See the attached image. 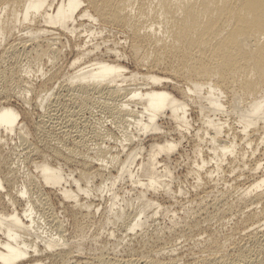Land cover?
I'll list each match as a JSON object with an SVG mask.
<instances>
[{
  "label": "bare ground",
  "instance_id": "6f19581e",
  "mask_svg": "<svg viewBox=\"0 0 264 264\" xmlns=\"http://www.w3.org/2000/svg\"><path fill=\"white\" fill-rule=\"evenodd\" d=\"M44 59L61 66L43 79ZM33 72L40 84L29 80ZM12 98L20 111L9 105ZM32 102L42 111L36 123L25 117ZM93 111L107 120L93 138L109 141L117 132L107 148L90 149L84 133L76 140L66 130L88 127ZM51 120L66 130L55 134L56 146L55 136L43 134ZM30 132L43 154L38 144L28 147ZM0 135V264H264V0H0ZM13 137L25 142L23 161L14 148L4 149ZM78 148L84 152L76 158ZM35 155L43 161H29ZM189 155L192 189L212 201L193 208L187 201L177 214L154 195L161 190L176 202L189 193L171 188L172 157ZM24 165L35 176L22 172ZM71 165L81 169L78 178ZM234 169L253 179L236 204L260 205L262 213L256 208L230 234L219 226L201 237L204 247L195 253L169 247L173 239L155 227L149 231L151 214L175 211L176 226L192 209L200 229L227 197L208 192L210 184ZM104 194L111 197L108 224L121 223L123 256L114 251L120 243L109 249L98 228L103 244L94 257L81 258ZM32 197L43 203L39 211ZM142 229L149 239L124 243Z\"/></svg>",
  "mask_w": 264,
  "mask_h": 264
},
{
  "label": "rangeland",
  "instance_id": "374dc122",
  "mask_svg": "<svg viewBox=\"0 0 264 264\" xmlns=\"http://www.w3.org/2000/svg\"><path fill=\"white\" fill-rule=\"evenodd\" d=\"M68 53L69 52H64V54H65L66 57L64 56L63 61L68 58ZM62 55H63V53H62ZM24 63L25 62H23L22 64H24ZM60 64H61L60 62L57 64L58 67L61 66ZM39 65H40L39 68L38 67H36V68H38L39 70L40 69L43 70V71H41L45 75L43 77V79L46 78L48 74L50 75V71H54L56 69V67H57V65H54V64H51V63H47V61L45 59L42 60L39 63ZM33 68H34V71H35V67H33ZM34 74H32L29 77V80L31 82H33L34 84H35V82L37 84H40V81H41L42 78L40 77V75L38 73L35 72ZM24 88H25V86L24 85H21V87L15 88V91L14 92L16 94H18V95H21V94L24 93V91H23ZM29 98H30V101L33 100V97L30 96V95H29ZM101 101L102 100H100V102ZM36 104L37 103L34 102L33 104H31V106L27 105V109H28L27 112H28V114L25 117H26V119L29 122H35L36 123V121H38L40 119V116L42 114V111L41 110H37L38 108H37V105ZM9 105L15 107L18 111H20L21 110L22 103L20 101H18L17 99L12 98ZM88 106H90V105H88ZM60 108L58 106V109H57L58 113H57V115L58 114L60 115L62 113V111L60 110ZM90 110H92V109L90 108ZM93 112L95 114V111H93ZM93 116H91L90 119L87 118L88 119L87 122H89L88 123V127H87V125L85 126V125H81L80 124V125L71 126V127L66 126V128L68 127L66 130L70 131V135L72 136V138H74L76 140H80L79 137H81V135L79 136L77 134V132L78 133L80 132L82 134V137H84L83 136V133H84V135H85L84 139L86 140L87 146L90 149H93V148H96V147H99L100 148L101 146L107 148V146L109 147L110 145L113 144V141H114L113 138H114V136L115 135H116V137L118 136L117 135V132L112 133V134H114V136L110 135V137L111 136L112 137L110 138L109 141L106 139L107 137H102V136H100L102 140L100 138H98V137H96L97 139L96 138H93L92 137L93 136L92 131H94L93 129H97L94 132L99 131L98 128L99 127H102V125H104V122L103 121L105 120L102 117H100V115H98V114H95ZM55 120H57V119H55ZM55 120L54 121L51 120V122H48V123L46 122L45 125H43L44 126V133L43 134L44 135L47 134L49 136V138L52 137V136L54 137L55 134L57 135V133L60 132L59 130H61V131L63 130L62 129V126L63 125H61L60 122L59 123L56 122ZM57 121H59V120H57ZM105 121H107V120H105ZM56 123H58V124H56ZM79 126H81V127L83 126L86 129L85 128H81ZM89 127H91V128H89ZM63 128H64L63 131H66L65 130V127H63ZM90 129H91V131H89ZM102 130H103V128H102ZM74 134H76V137H75ZM37 137H38V135H36L35 133L30 132L27 135V138H26V141H27V143H28L29 146L27 145V143H26V145L28 147L31 146L32 148L30 147V149H34L36 146L39 145L38 146L39 147V151H42V154H43L44 153V151H43L44 150V144L43 143L42 144L38 143L37 142ZM55 139H56V136H55V138H53V141L51 142V145L53 144V145L56 146V143H57V145L60 144V142H58V140H55ZM111 139H113V140H111ZM23 143H24V145H22ZM42 145H43V147H40ZM24 147H25V142H22L21 143L15 137H13V140L12 141L11 140H8V144H7V146L4 147V149H5V151H6V149L8 151V148H14L15 153H17L18 157L23 161L24 158L26 156H28V154L27 155L25 154ZM38 147H36V148H38ZM68 147H71V146L68 145ZM81 149L78 148V149H75L73 151V154L75 155L76 158L79 157V156H81V155H83L82 153L84 152V150L83 149L81 150ZM87 152H85L86 156H88L90 154L88 157L93 158V157H91V156H93V154L91 153V151H87ZM35 156H33L29 161H31V162H33L35 164L43 161V159L40 156H36V157ZM45 158H46L47 161L50 162V158H47V157H45ZM177 158L178 157L175 156V157H172V159H171L172 160L171 161V166L175 168V171L173 173L174 174V179H173V183H172L174 185H171V188H173L172 192H176L179 188H181L184 195H185L186 192H189V193L186 194L185 196H183L182 198H178V200H176V202L175 201L174 202H172V201L169 202L168 200H164L165 197L163 196V193H162L161 190H159L157 193H155L154 197L156 196L158 198L159 202L162 204L163 207H166V208L169 207L170 210L172 208V211L173 210H177L176 212H177V214H179L181 212V210H179V209H181V207L188 206V205L192 204V202H194L192 204V207H191V208H193L194 206L198 205L201 200L207 201V202L209 201L210 202V201H212V200H210L212 198L209 197L210 199L208 200L207 198H205V195L201 193V190H199V191H195L194 190L193 191V189H192L194 187V185L197 183V181L195 180V176L194 175L188 174V170L189 169H192L193 165H191V163H192V161H195V159H193L192 156L190 157V155L188 156V158L184 159L183 161L180 160V159H177ZM203 158L206 161L209 160L208 159L209 157L207 158V157L204 156ZM177 163H179V164H177ZM186 164H188L189 166H187ZM190 165H191V167H190ZM24 167H26L25 168L26 170L24 169ZM208 167H207V169L212 170V168H211L212 167V164L209 165ZM69 169L74 173V175L76 176V178H78V174L81 171V169H79L75 165H71L69 167ZM21 170L24 173L28 170L27 171V174L34 175L35 176V171L32 169L31 165L21 166ZM178 171H179V173H178ZM234 171H236V172H234ZM175 174H177V175H175ZM225 174H226L224 176L225 178L220 177L221 175L216 176V179H219V177L221 179H219V181H216L215 180L214 182H212L210 184V186H209L211 189L208 190V192L210 191L214 195L217 193L218 194L217 196H219V197H222L221 196V194H222L221 192H223L222 195L223 196L226 195L227 197H225V198L223 197V199H225V200L222 201V203L221 202L220 203L217 202L219 205L218 204L215 205L214 212H212L213 215L211 214L212 215L211 217H213V218H210L209 217L206 220L207 222H205L204 220H203L204 222L202 220H200L201 222H203V223L200 222V224H201L200 227H199L200 229H198L195 226V224H193V221L195 220L197 214L195 212L196 210L195 209H192V210H190L191 214L186 215L185 218H182V221L184 222V224H179L180 220H178L177 222H178L179 225H176V226L170 225V218H171V216L173 215V213L175 211L174 212H171V213H168L169 215L168 214H165V213L158 214V216L156 215V217H153L154 218V221H155L153 223H151V221L153 219V218H151L152 214L151 215L149 214L150 215V217H149L150 223H149V219L147 220L148 221V223H147L148 224V227H150L149 228V231L154 230V227H155V229L157 228V229L160 230V232H161L160 235H162V237H169V238H172L173 239L171 241V244L169 245V247L172 244L173 245L174 244L175 245H178L179 244L180 245L179 248H181V247L183 248L182 251L186 252V251L192 250V252L195 253L196 251L201 250V248L204 247L203 242L201 243V237L204 238L205 235H208L210 232L215 231V229L218 228L219 226L220 227L223 226L222 229H223L224 234H230L231 232H234L237 229V227H238L237 222H240L241 220H243L246 215H248L250 212H253L256 208H258L257 212L262 213V209H261L260 205H258V207H257V206H255V204H253V205L245 206V207H247V208H245L242 205L236 204V200L239 199L240 197H242L241 195L243 194V191H245V189L253 181V179L250 178V175L248 174V172L244 171L242 173L241 171H238V170L234 169L233 170V173L228 172V173H225ZM176 176H178L179 178L176 177ZM240 176H242V177L240 178ZM180 181H181V183L179 184ZM123 185H122V187L121 186H116L115 192L121 193L122 189L123 188H126V186H127V185L126 186H123ZM134 194H135V190L131 191V193L129 195H132L133 196ZM157 194L160 195V196H158ZM227 194H229V197H228ZM32 199L34 201V204L36 202L35 205L37 207H39V208H37L35 206V208H37L38 211H39V209H41L40 207H42V204L43 203L40 204L39 202H41V201H38L37 202V199L34 198V197H32ZM110 200H111V197H110V195H107V194H104L103 195V198H102L101 201L98 200V199L96 200L95 205L100 206V208H99L100 211H98L97 215H95L94 218L90 222V223H93V226H92L93 228L90 229V233H89L90 235H88L85 238V240H84L83 253H82V255H80L81 258H84L85 256L94 257L95 254H96V250H97L98 246H100V245L103 244L101 240H103L104 238H107V240L109 241V244H107L108 245L107 247L109 249L113 248L114 243L115 244L116 243L117 244L120 243L119 246L117 247V249H115L114 251L116 252V254L118 256H120L121 254H122L121 256H123V251H121V250L124 247V244H121V243H123L121 241H117L118 240V236L122 235L121 234L122 233L121 232L122 230L120 229V227H116V226L120 225L121 223H118L117 225L108 224L109 222H112V220L110 219L111 213H108V210H109L108 208H109V206L111 204V201ZM187 201L190 204H188ZM37 203H39V204H37ZM134 206L135 205H133L132 207L131 206L126 207V211H128V208H129V212L130 211L133 212L135 210V208H136V206H135V208H134ZM52 207H54L58 211H61V209H59V204L57 202H55ZM114 208L116 209V207H114ZM157 217H158V219H156ZM203 218L204 217L201 216V219H203ZM107 219H110V220L107 221V222H105ZM41 220L39 221L40 222V225H41V228H43V225H44V227H45L44 229L45 230L47 229V230L46 231L44 229L43 230L45 231V233L47 235H50V231L48 229L47 223L44 221V223H46V224H44L43 223V219H41ZM185 223L188 224V225H186ZM45 225H47V227ZM64 225H65V228H67L68 231H69L70 230V224L69 223L68 224L65 223ZM98 228L100 229V233L102 234V238L103 239L102 238H100V239L97 238ZM143 230L144 229H142L141 231H138L136 233V236L137 237L134 236V238H133L131 236L132 238L124 239L123 240L124 243L126 242V244L128 243V245H133L135 243L142 242V240L149 239L148 238V235L147 234H144V231ZM207 230H208V232H207ZM111 231H113V232H111ZM110 233H113L114 234V237L113 238H108V235ZM98 241H99V243L97 245H95L96 242H98ZM176 243H178V244H176ZM198 247H199V249H197ZM66 248L64 247V248H61V249H64V250L67 251L68 248L67 249ZM58 249L59 248H56V250H58ZM77 257L79 258V256H77ZM190 258L191 257L186 258V259H190ZM76 259L77 258H75L73 260L75 261ZM44 263L45 264H48V261H45Z\"/></svg>",
  "mask_w": 264,
  "mask_h": 264
}]
</instances>
